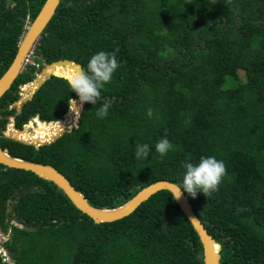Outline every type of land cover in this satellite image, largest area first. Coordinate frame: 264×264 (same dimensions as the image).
<instances>
[{
    "label": "trees",
    "instance_id": "16d2710c",
    "mask_svg": "<svg viewBox=\"0 0 264 264\" xmlns=\"http://www.w3.org/2000/svg\"><path fill=\"white\" fill-rule=\"evenodd\" d=\"M46 1L0 0V78ZM115 49L119 68L77 130L39 150L6 138L2 148L56 168L108 209L155 182L179 183L186 159L215 156L226 166L218 189L186 197L222 245L221 264H264V0H62L35 64L69 59L86 70L94 53ZM38 72L27 66L1 98L0 134L10 117L18 129L37 115L59 121L77 98L52 77L16 116L19 86ZM105 101L109 113L98 119ZM165 136L172 148L161 157L154 145ZM136 143L149 145L148 159H135ZM169 194L98 224L54 183L0 165L4 246L13 264H204L200 238Z\"/></svg>",
    "mask_w": 264,
    "mask_h": 264
},
{
    "label": "water",
    "instance_id": "95a60500",
    "mask_svg": "<svg viewBox=\"0 0 264 264\" xmlns=\"http://www.w3.org/2000/svg\"><path fill=\"white\" fill-rule=\"evenodd\" d=\"M61 2L62 0H47L36 19L27 28V31L24 34L18 48V53L14 59V62L12 63L8 71L2 76V78H0V100L12 88L15 81L26 69V64L29 57L37 47L43 32L48 27L53 17L56 15ZM57 66L63 68L64 71L68 70V72L70 73L77 69V67H79L81 70H84L81 64H78L75 61L69 59L58 60L53 63L44 65V68L39 73H36V78L34 79V81L27 84L29 87H27V85L25 84H22L20 86V99L10 108L11 110L16 109V116L22 113L24 105L31 101L34 95L52 77H58L66 80V76L56 74L55 67ZM23 88H30L31 91H22ZM86 105L87 103L84 104L83 109L80 111V115L78 116V121L75 125H73L72 128L63 127L61 129H58L53 137L45 141L22 139L15 135L13 136L8 130L11 125L12 128H14L15 132L23 133L35 119H38L41 123L46 125L55 123L56 121L50 123L44 122L40 119V115H37L35 118H32L28 124L24 125L22 129H18L15 125V117H10L9 123L6 126V130L2 132L3 136L0 135V165H3L10 169L31 172L41 179L54 183L69 198L76 209H78L82 214L87 215L95 223L98 224L113 223L132 215L143 203L147 202L152 196L161 191H168L171 193L176 183L170 181H158L142 189L131 200L120 207L113 209L97 208L91 205L86 196L78 191L72 185L70 180L56 168L49 165L15 158L10 155L7 149L2 148L1 138H6L27 146H33L36 149H40L41 147L56 143L66 133H71L73 130H77L79 128L80 120ZM67 116L70 117V120L72 119L69 110L61 120L65 119ZM32 133L33 132H31V134ZM176 202L186 218L190 221L200 238V242L203 247L204 264H221L222 245L218 243L205 228L202 221L195 213L191 203L188 201L186 194L183 193L180 200Z\"/></svg>",
    "mask_w": 264,
    "mask_h": 264
},
{
    "label": "clouds",
    "instance_id": "9594fccd",
    "mask_svg": "<svg viewBox=\"0 0 264 264\" xmlns=\"http://www.w3.org/2000/svg\"><path fill=\"white\" fill-rule=\"evenodd\" d=\"M118 51L119 49L112 52L98 51L89 58L86 70L77 67L67 75L66 83L71 92H74L77 97V99L69 98L68 100L69 113L75 119L80 115L85 103L96 105L97 99L101 95V89L112 80L113 74L119 68ZM110 107V103L105 101L101 107L96 109V117L98 119L106 118ZM146 114L149 118H152L154 115L153 109L151 107L147 108ZM154 148L155 152L163 157L170 151L172 145L165 136L155 143ZM149 153L150 147L148 144H135L134 156L136 160L148 159ZM182 168L184 169L182 179L174 185L173 191L169 194L176 201L180 200L183 193H187L192 198H196L199 193H203L207 197L218 189L226 172L224 161L218 160L215 156H202L195 163L191 162L190 159H186L182 162ZM4 261L6 262V260Z\"/></svg>",
    "mask_w": 264,
    "mask_h": 264
},
{
    "label": "bare ground",
    "instance_id": "6f19581e",
    "mask_svg": "<svg viewBox=\"0 0 264 264\" xmlns=\"http://www.w3.org/2000/svg\"><path fill=\"white\" fill-rule=\"evenodd\" d=\"M63 71V68H61L60 66L55 67V72L57 75H62V76H66L70 73H68L67 71ZM34 89V88H32ZM30 88H23L22 91H29ZM31 91V90H30ZM29 91V92H30ZM72 116V119L70 120V117L67 116L65 119L61 120V121H56L55 123H51L48 124L46 126V128L43 131H36V129L38 128V124H43L41 123L38 119H35L32 121L31 125L29 126L35 129H33V133H28V132H24V133H18L15 132L14 128H12V126H10L9 128V132L14 136H17L19 138L22 139H29V140H38V141H45V140H49L51 137H53V135L55 134V132L58 129H61L63 127H73V125H75L78 121V117L77 119L74 118V116L72 114H70Z\"/></svg>",
    "mask_w": 264,
    "mask_h": 264
},
{
    "label": "rangeland",
    "instance_id": "374dc122",
    "mask_svg": "<svg viewBox=\"0 0 264 264\" xmlns=\"http://www.w3.org/2000/svg\"><path fill=\"white\" fill-rule=\"evenodd\" d=\"M35 59V58H34ZM29 65H31V64H29ZM44 68V66H42L41 68H39V72L42 70ZM38 69V68H37ZM26 70V69H25ZM24 70V71H25ZM38 72V73H39ZM27 87H29L28 85H27ZM9 127V126H8ZM7 127V128H8ZM35 130V129H34ZM9 131V130H8ZM25 131H27V132H29V133H31V132H34L33 130H32V127H27L26 129H25ZM24 131V132H25ZM23 132V133H24ZM8 238H9V236L8 235H6L3 231H1L0 230V255L4 258V260H6V262H8L9 264H13V261H12V259H11V257H10V254L8 253V251H7V249L4 247V244H5V242L8 240Z\"/></svg>",
    "mask_w": 264,
    "mask_h": 264
},
{
    "label": "built area",
    "instance_id": "2783aa9c",
    "mask_svg": "<svg viewBox=\"0 0 264 264\" xmlns=\"http://www.w3.org/2000/svg\"><path fill=\"white\" fill-rule=\"evenodd\" d=\"M34 58H36L35 50L32 52L31 56L29 57L26 67L29 66V64H31V66H36L37 68H39V65L35 64L36 62Z\"/></svg>",
    "mask_w": 264,
    "mask_h": 264
},
{
    "label": "flooded vegetation",
    "instance_id": "af4514ba",
    "mask_svg": "<svg viewBox=\"0 0 264 264\" xmlns=\"http://www.w3.org/2000/svg\"><path fill=\"white\" fill-rule=\"evenodd\" d=\"M35 50H36V48H35ZM35 56H36V55H35ZM38 65H39V64H38ZM43 66H44V65H43ZM41 67H42V66L39 65V68H41ZM39 68H38V69H39ZM21 85H22V84H21ZM21 85H20V86H21ZM20 86H19L18 93L20 92ZM68 110H69V108H68ZM67 112H68V111H67ZM66 134H67V133H66ZM0 135H2V134H0ZM2 136H3V135H2ZM1 142H2V138H1ZM1 144H2V143H1ZM37 150H39V149H37Z\"/></svg>",
    "mask_w": 264,
    "mask_h": 264
}]
</instances>
